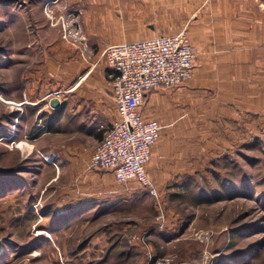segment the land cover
Masks as SVG:
<instances>
[{
	"label": "rangeland",
	"instance_id": "obj_1",
	"mask_svg": "<svg viewBox=\"0 0 264 264\" xmlns=\"http://www.w3.org/2000/svg\"><path fill=\"white\" fill-rule=\"evenodd\" d=\"M156 2L0 0V264H264V56L187 110L182 185L158 198L73 159L72 90L96 79L74 67L186 29Z\"/></svg>",
	"mask_w": 264,
	"mask_h": 264
},
{
	"label": "crops",
	"instance_id": "obj_2",
	"mask_svg": "<svg viewBox=\"0 0 264 264\" xmlns=\"http://www.w3.org/2000/svg\"><path fill=\"white\" fill-rule=\"evenodd\" d=\"M177 2L157 0L156 4L159 12L166 13ZM179 2L184 3V28L195 31L196 43L201 50L199 56L203 57L198 58L191 82L180 88L152 92L141 109L146 117L164 123L167 129L153 147L147 166L159 189L170 188L174 183L182 185L187 157L184 155V115L187 110L193 109L206 92L228 94L231 86L242 84L239 73L243 72L246 56H264V0ZM190 34L193 35V31ZM74 74L75 77L86 74L88 80L91 76L96 78L73 88V93L80 91L75 93L74 106L69 112L73 120L70 126H74L77 136H82L69 147L73 159L77 165L91 166L93 153L109 129L106 126L111 127L117 120L118 110L104 55L96 56L85 68L74 67Z\"/></svg>",
	"mask_w": 264,
	"mask_h": 264
},
{
	"label": "built area",
	"instance_id": "obj_3",
	"mask_svg": "<svg viewBox=\"0 0 264 264\" xmlns=\"http://www.w3.org/2000/svg\"><path fill=\"white\" fill-rule=\"evenodd\" d=\"M104 57L118 118L95 149L91 168L111 172L120 185L137 182L149 196L158 198L147 166L163 126L141 109L152 92L180 88L193 80L197 48L186 28L176 34L110 45ZM60 97L57 93L58 101Z\"/></svg>",
	"mask_w": 264,
	"mask_h": 264
},
{
	"label": "water",
	"instance_id": "obj_4",
	"mask_svg": "<svg viewBox=\"0 0 264 264\" xmlns=\"http://www.w3.org/2000/svg\"><path fill=\"white\" fill-rule=\"evenodd\" d=\"M57 107V106H56Z\"/></svg>",
	"mask_w": 264,
	"mask_h": 264
}]
</instances>
